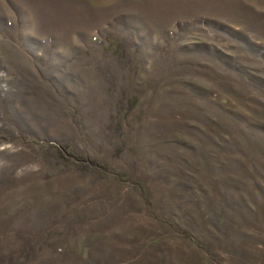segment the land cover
Here are the masks:
<instances>
[{
	"label": "rangeland",
	"instance_id": "374dc122",
	"mask_svg": "<svg viewBox=\"0 0 264 264\" xmlns=\"http://www.w3.org/2000/svg\"><path fill=\"white\" fill-rule=\"evenodd\" d=\"M0 264H264V0H0Z\"/></svg>",
	"mask_w": 264,
	"mask_h": 264
},
{
	"label": "trees",
	"instance_id": "16d2710c",
	"mask_svg": "<svg viewBox=\"0 0 264 264\" xmlns=\"http://www.w3.org/2000/svg\"><path fill=\"white\" fill-rule=\"evenodd\" d=\"M94 166H97V164L93 163Z\"/></svg>",
	"mask_w": 264,
	"mask_h": 264
}]
</instances>
